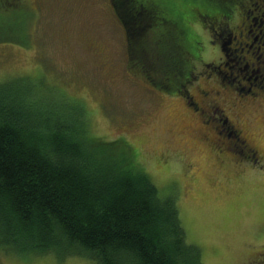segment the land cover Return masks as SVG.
Returning <instances> with one entry per match:
<instances>
[{
	"label": "rangeland",
	"instance_id": "rangeland-1",
	"mask_svg": "<svg viewBox=\"0 0 264 264\" xmlns=\"http://www.w3.org/2000/svg\"><path fill=\"white\" fill-rule=\"evenodd\" d=\"M254 1L241 0L227 22L232 26L240 17L246 20L252 32L247 43L257 35L264 40V10L246 13L261 2ZM172 3H163L173 8L166 14L188 8L186 28L166 21L165 13L150 15L144 20L143 42L141 37L136 41L143 47L134 53L111 0H0V83H19L26 91L36 87L44 97H52L44 95L50 92L55 97L47 102L56 113L79 116L75 108L80 107L90 137L127 141L133 159L160 192L175 197L187 240L200 251V264H250L255 251H264V170L237 164L235 147L222 145L227 138L218 137L215 122L202 123L187 106V95H196L198 85H206L200 74L203 60H217L219 50L210 41L207 23L191 16L200 3ZM221 28L227 38L230 29L226 24ZM191 35L203 47V60L191 58L195 76L181 87L190 73L184 51L192 44ZM236 47L228 46L230 65ZM254 67L243 72L255 75ZM233 80V85H222L223 91L231 98L242 97L239 90L245 83ZM251 111L241 121L243 135L264 154V108ZM207 132L223 153L208 141ZM258 164L264 167V160ZM0 264L96 263L85 257L60 260L53 253L23 255L0 248Z\"/></svg>",
	"mask_w": 264,
	"mask_h": 264
},
{
	"label": "trees",
	"instance_id": "trees-1",
	"mask_svg": "<svg viewBox=\"0 0 264 264\" xmlns=\"http://www.w3.org/2000/svg\"><path fill=\"white\" fill-rule=\"evenodd\" d=\"M173 1L111 0L130 48L141 50L136 41L141 37L143 42L145 18L171 12V5L164 4ZM193 2L200 6L192 18L199 8L230 12L241 0ZM156 5L160 10L155 11ZM187 11L163 17L186 28ZM196 39L190 36L193 55L185 53L190 71ZM188 78L189 73L181 87ZM19 87L0 83L1 249L53 253L60 260L85 257L96 264H200V251L187 240L175 197L160 192L133 159L127 141L90 137L80 107L75 106L79 116L56 113L47 102L54 99L52 93L44 97L36 87Z\"/></svg>",
	"mask_w": 264,
	"mask_h": 264
},
{
	"label": "flooded vegetation",
	"instance_id": "flooded-vegetation-1",
	"mask_svg": "<svg viewBox=\"0 0 264 264\" xmlns=\"http://www.w3.org/2000/svg\"><path fill=\"white\" fill-rule=\"evenodd\" d=\"M255 9L264 10V0L259 4L255 3L254 8L248 9L246 13L250 14ZM233 10L234 8L230 12L214 14L200 9L196 10L195 18L198 19L197 22L204 25L207 23L210 31V41L217 46L219 55L215 61L203 60L200 54L203 47L198 45L199 41L197 39L195 40L196 50L194 56L199 57V59L201 56L204 61L203 70L200 74L202 77L205 76L207 81L203 82L206 83L205 86L199 84L197 94H188L185 101L189 109L194 112L195 118H199L202 123L215 122L213 124L215 133L222 139L227 138V141H221L222 145L225 148L235 147V152L238 153L237 164L247 163L264 170L263 164L261 166L258 164L264 160V154L248 141V138L243 135L241 128V121L247 119L246 114H252L251 110L254 108H264V40H258L257 35L250 43H247L246 40L250 39L252 32L249 30L246 20L240 17L239 22L235 25L231 26L230 23H227L231 20ZM262 14L264 15V11ZM168 20H171V18H168ZM223 24H226L228 29H230L227 38H223V31H219L222 29L221 26ZM124 34L125 42L128 45V31L124 30ZM232 43L238 44L239 49L236 47L233 50L234 52L236 51L235 61L230 65L228 61L230 54L228 46ZM185 53L193 55L190 53V49ZM130 54L133 56L132 53ZM188 58L190 59L191 56H188ZM240 63L244 64V69L239 66ZM250 65L256 66L254 67L255 75L246 76V72H243V70L247 71ZM193 76L195 75H191L190 71L188 81L192 80ZM232 80L237 84L245 83L244 89L242 86L241 90H239L243 91L242 97L233 95V98H231L226 96L223 91L222 85L224 83L233 85ZM234 87L236 86L234 85ZM237 105L240 106V109L236 107ZM216 113L218 114L217 117ZM206 138L215 146L219 154L223 153L221 148L215 143L216 141L212 140L210 133L207 132ZM254 255L250 264H264V251H255Z\"/></svg>",
	"mask_w": 264,
	"mask_h": 264
}]
</instances>
